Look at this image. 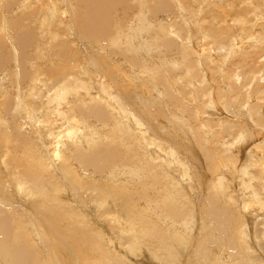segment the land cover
<instances>
[{"label":"bare ground","instance_id":"obj_1","mask_svg":"<svg viewBox=\"0 0 264 264\" xmlns=\"http://www.w3.org/2000/svg\"><path fill=\"white\" fill-rule=\"evenodd\" d=\"M255 117L264 0H0V264H264Z\"/></svg>","mask_w":264,"mask_h":264},{"label":"rangeland","instance_id":"obj_2","mask_svg":"<svg viewBox=\"0 0 264 264\" xmlns=\"http://www.w3.org/2000/svg\"><path fill=\"white\" fill-rule=\"evenodd\" d=\"M240 3H241V2H240ZM238 5H239V4L237 3V6H238ZM246 11H247V10L241 9V10H239L238 12L236 11V14H239V15L243 16V15L246 13ZM184 17H188L187 14L184 15ZM188 18H190V17H188ZM148 22H153V21H151V20H149V19H146V18H142V19H140V20H137L136 28H138L139 30H144V29L147 27L146 25H147ZM190 22H192V21H190ZM195 22H197V21H195ZM199 22H200V24H201V22H203V19H199ZM230 23H231V20L228 21V25H230ZM173 27H175V24H173ZM194 27L197 28L198 30H200L197 26H194ZM175 29H176V28H175ZM176 30H177V29H176ZM205 31H207V29H205ZM217 32H218V31H217ZM217 32H216L215 34H216V36L218 37ZM128 33H129V31H128ZM218 33H219V32H218ZM216 40L218 41V38H217ZM192 41H193V42L195 41L193 37H192ZM196 43H197V42L195 41V42H194V45H198V46H197V49L200 48V47H201V43H199V42H198L197 44H196ZM188 45H189V44H188ZM212 45L216 46V45H218V44H216V42H214ZM192 48H193V46H192ZM212 48H213V47L210 46V47H209V50H211ZM214 48H215V47H214ZM197 49H194V50H197ZM157 61H158V59H157ZM176 62L179 64L178 59H177ZM259 63H262V60H260ZM167 65H168V64H167ZM257 67H259V65H257ZM209 68H210V71H207V76H208L210 82L214 83L213 87H216L217 90L224 89V92H223V91H220V92L215 93V95H213L214 102H215V103H219L218 100H219V98L222 97V95H225L224 97L230 98V94H227V91H228V90L225 88V86H227L226 84H227V83L229 84L230 82H224V84H223V80H226V81H227L228 79H227V77H226L224 74L221 73V69H222V70H225V68L221 67V69H220V68H218L217 66L212 65V64L209 65ZM236 70H237L238 76H242V75H239L241 69L238 67ZM182 73H183L182 70H180L179 73L174 72V74H172V75L170 76V79H171L173 82H174L175 80L177 81V89H181V86H182V88H183L185 85H187L188 87H191L190 89L187 88V92H189V94L192 95V96H197L196 89H194V88L192 87L191 83H188V80H187V81H184V80H183L184 77H183V74H182ZM229 73H231V71H230ZM215 81H216V82H215ZM206 83H207V84H206L207 89H210L211 83H208V82H206ZM230 89H231V87H230ZM233 97H234V95H233ZM205 100H206V98H204V101H205ZM233 100H235V98H233ZM199 102H200V103H203L202 100H200ZM223 103L225 104V101H224ZM181 104H182V108L192 109V107L187 106V105H191V104H187V105H185V104H183V103H181ZM232 104L235 105V104H236V101L232 102ZM193 110H194V109H193ZM242 118H243V117H242ZM254 120H255L256 122L261 123V125L264 124V123H263V120H261L260 117H258V118L255 117ZM245 121H246V120H245ZM248 122L252 124V121H251V120H248ZM180 126L184 127V126L179 122L176 130L180 131ZM262 132H263V130L260 131V133H262ZM236 133H238V132H236ZM252 135H255V134H252ZM257 151H258V150H257ZM257 151H256V152H257ZM263 151H264V150H261L260 153L263 152ZM261 218H262V217H261ZM104 228H106V230H110L109 225L105 226Z\"/></svg>","mask_w":264,"mask_h":264}]
</instances>
